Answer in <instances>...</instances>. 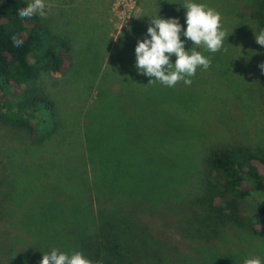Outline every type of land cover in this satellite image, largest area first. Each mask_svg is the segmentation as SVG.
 <instances>
[{"label":"trees","instance_id":"1","mask_svg":"<svg viewBox=\"0 0 264 264\" xmlns=\"http://www.w3.org/2000/svg\"><path fill=\"white\" fill-rule=\"evenodd\" d=\"M29 2L0 0V126L18 132L21 137L13 145H6L4 156L8 159L3 166L9 168L2 166L0 169L12 176L16 167L23 168L24 173L16 176L13 188L21 191L17 203L24 199L27 202L15 204V209L9 211L12 216L27 219L17 226L23 229L22 225L26 223L32 229L36 220H40L30 202L31 197H38L35 191L38 185L32 187L30 182L38 179L40 185L41 180L49 177L47 180L58 188L65 200L63 202L58 194L51 198H57L59 204H67L66 209L71 215L66 226L71 227L67 233L72 238L73 250L82 251L97 264H169L172 230H178L188 241H201L206 247L213 248L212 264H230L231 259L213 245L214 241H226L225 236L231 230L242 239L237 247L241 249L239 251L249 255L255 253L264 259V151L248 145L205 147L204 142L208 138L206 131H210L208 113L228 106L230 101L225 95L240 88L239 81L235 83L239 85L226 88L228 77L244 75L247 67H240V72L233 65L243 62L251 48L245 46L247 51L245 48L239 50L236 58L233 47L225 38L223 49L214 54L203 47L197 48L203 55L210 56L212 63L207 70L198 68L190 86L179 82L174 87H166L159 81L150 82L153 78L140 73L135 66L138 41L150 38L147 29L152 17L158 15L164 19L178 18L186 29L187 9L184 13H175V10L183 9L185 0H146L141 17L133 20L130 30L123 32L117 40L119 45L110 61L114 66L95 78L96 94L85 109L86 121L80 123L72 119L66 124L56 98L58 90L46 89L42 78L46 73L65 75L73 69L74 43L70 37L57 33L47 18L39 15L19 17L18 9ZM216 2L217 6L224 5L222 11L226 14L232 13L235 5L239 7V3ZM211 3L204 4L215 7ZM226 18L230 26L222 23L225 31L237 29L243 33L241 41L250 34L256 37L264 31V0H257L251 13L239 10L237 17ZM13 34L23 39L22 46L14 45ZM181 39L186 41V50L195 47L183 36V31ZM175 60L173 54L172 63ZM87 86L88 83L84 85ZM129 87L136 95L131 100L126 98L131 110L125 109L118 98L128 92ZM254 95L247 92L243 101L249 102L248 97ZM147 104L151 112L141 117ZM224 121L220 122L222 130L227 128ZM61 141L68 145H58ZM47 147L53 150V160L59 159L62 153L72 152L70 156H64L65 167L68 166L75 176H81L69 179L63 171L55 175L59 169L58 160L52 159H48L49 163L38 159L36 166L42 174L34 175L33 153L29 152L43 153ZM21 148L26 151H19L23 158L27 156L24 162L18 158L20 155L13 156L15 150ZM197 150H200V156L204 151L205 160L203 174L195 180L196 184L191 182L189 189L184 188L182 181L171 184L166 168L176 165L170 159L182 156L181 168L184 160L197 153L199 156ZM146 157L152 162L151 169L141 171L136 164L133 175L115 174L117 168H128L126 159L134 161L135 158L136 162ZM183 172L175 178L182 177ZM169 199L176 202L175 209L169 206ZM250 199L255 200L256 215L247 205ZM185 206L191 209L185 218L170 223L162 219L164 214ZM155 218L164 226L158 227L157 231ZM63 227L60 222L57 227L50 226L61 230ZM28 240L31 241L19 245L22 253L18 254L14 264H40L44 253L59 249L40 235Z\"/></svg>","mask_w":264,"mask_h":264},{"label":"rangeland","instance_id":"2","mask_svg":"<svg viewBox=\"0 0 264 264\" xmlns=\"http://www.w3.org/2000/svg\"><path fill=\"white\" fill-rule=\"evenodd\" d=\"M216 1L211 3V0H196L198 3L213 4V6H215L213 8L216 10L218 9L222 13V23L225 26L229 24L226 21V19H228L226 17H237V12L239 10L241 13H251L253 6H255V3L257 2V0H224L225 3H239V7L235 5V7L232 8V13L226 14L222 11V9L225 8L224 5L219 4L217 6ZM45 2L46 18L48 22L53 26L57 33L66 35L73 40L75 66L65 75L59 73H46L43 75L42 82L46 89L54 91L58 90L56 98L61 104L62 111L64 112L63 116L67 121L66 124H69L72 119H77L80 123L82 121L84 123L87 119L85 118V109L89 106L88 104L92 102L96 94L95 85L97 80L95 78L106 74V69L114 66V64H110V61L111 56L116 53V45H119L117 40L120 39L119 37L123 32L130 30L133 20L141 17L144 12L146 0H45ZM184 9L185 7H183L182 10H175V13L180 14L181 11L184 13ZM228 26H230V24ZM185 27L187 28V24ZM224 28L225 27H223V29ZM226 33H230V36L226 41L233 47L234 57L238 58L239 50L244 51L245 46L251 48L249 51L245 48L247 55L245 56V59L242 60L243 62H239L238 66L236 64L233 65V67H238L240 72V67L243 66L247 67V71L244 75L235 74L234 76L228 77L229 86L226 88H232L234 85H239V83L235 84L236 82H241L239 89L232 90L234 91L233 94L228 92L225 95L230 101L228 106H221L222 108L219 111L207 112L209 114L208 122L210 131H206L208 138L207 142L204 140L206 144L205 147L211 145H248L252 148H259L264 151V69L259 67L264 63V46L257 43L256 37L253 34H250L249 38H246L245 41H241L240 38H244L243 33L237 32V29L227 30ZM115 81L118 82L119 80L115 79ZM86 82L90 88L89 86L84 87V85L87 84ZM247 92L255 95L248 97L249 102L245 103L243 101L245 100L244 94L246 95ZM219 95L221 94H218L217 96ZM133 96L136 95L135 92H132L131 87L128 88V92H124L123 95L118 96L123 102L125 109L131 110L126 104V98L129 97L131 100ZM150 112L151 108L147 104L141 117H144ZM207 113L205 114V117L207 116ZM224 113L226 114L223 115ZM221 121H224L223 123L225 124L227 122V128L224 130L221 129ZM194 123H197L199 126L197 121H193V124ZM19 139H21V137L18 132L4 129L0 126V168L4 165L6 159H8L7 156H4V151H6L7 148L6 145H13V142H17ZM58 145L67 146L68 143L61 141ZM15 151L16 152L13 156L20 155L19 151L26 152L24 148ZM52 152V148L49 147H47L43 153H40L39 151H37V154L33 151L29 152L33 153L31 157L33 161L32 164L34 165V175L38 172L40 175L42 174V171L37 168L39 165L38 159H42L49 163L48 159L53 160L55 157ZM203 152L201 153V156L199 152V156L197 153V155L184 160L181 168L180 163L183 159L182 156L179 158H176L175 156V160L170 159L171 162H174L176 165L172 166L170 169L166 168V170L169 171L167 174L169 179H171L170 183L176 184L182 181L185 189L190 188L191 182L194 185L195 180L199 179L203 174V164L205 160L203 159ZM71 154L72 152L70 151L69 153H62L61 157L59 156V159L53 160L54 162L58 160L57 167L59 169L56 170L55 175L62 174L63 171L65 175H68L69 179H76L81 176H75L74 172H69L70 169H68V166L65 167L66 163H64V156H70ZM34 156L36 157L34 158ZM18 158H21L24 162L25 159H27V156L26 158H23L20 155ZM36 159L37 162L35 161ZM133 159L134 161L126 159L129 164L128 168H117L115 174L122 173L123 175L127 174L128 176L129 174L133 175L134 165L136 166V164L138 166L137 168L141 171L149 170L152 167V162L148 157L141 158L136 162L135 158ZM14 160L15 159L12 158V161ZM16 163L18 162L16 161ZM3 168H9V166H3ZM1 169L0 264H14L13 262L18 258V254L22 253L19 251V245L24 244L25 241H31L28 240L31 237H39V235L53 242L60 251L71 254V252L74 251V247L71 241L72 238L69 237L67 233L71 231V227L68 228V226H66V224L71 221V215L66 209L68 206L67 204H64V207V205L59 204L60 202L57 198H51L52 195L54 196L56 194L57 196L58 194L59 198L64 202V195L60 193L58 188H54V186L48 181L50 180L49 177L47 178L48 180L46 178L41 181L39 180L40 185L37 184L38 179L30 182V186L32 187H37L38 185V188L35 190L36 193H38V197H31L30 202L34 205V212L37 211L39 213L40 220H36V223L32 225V229L27 226L26 223L22 225L24 227L23 229L19 228L17 225L27 219H23L20 216H12L9 214V211L15 209V207H13L15 204H22L25 203V201L27 202V200L24 199L25 201L23 200V202L17 203L20 201L18 196L21 194V191L13 188L16 176L20 173H24L21 171L23 168L16 167L12 176L7 175V173ZM129 169L132 171L129 172ZM181 171L185 172H183L184 175L175 178ZM130 179L132 180V178ZM51 189L54 190L51 191ZM168 204L175 209L176 202L174 200L169 199ZM247 205L250 211L256 215L255 200H248ZM188 206H185L183 209L179 207L177 211L168 215L164 214L162 219L165 218L169 223L171 221L177 222L176 220L179 218L181 220L188 216L191 211L189 208L190 206ZM177 213H180V215L178 216ZM59 222L61 226L64 225L62 228L63 230L50 228L51 225L57 227ZM161 226V220H156L155 218V230L157 231V228ZM170 229L171 228L167 231L169 232ZM234 235H236V237H233ZM169 238V246L171 247V250L169 251H171V253L168 252V256L172 260L169 261V264H212L211 256L214 252L213 248L209 246L206 247L201 241H188L178 230H172L169 234ZM203 240L212 242L211 239L206 240L203 238ZM225 240L226 241H223L222 243L214 241L215 244L213 247L225 253L231 259L229 262L230 264H244L245 259L259 257L258 255H255V253L251 252L253 255H249L247 252L239 251L241 249L238 250L237 247L241 244L242 239L237 236L235 230H231L225 236ZM176 246H179V248H176ZM231 247L237 249L234 250ZM261 259L264 261L263 258Z\"/></svg>","mask_w":264,"mask_h":264},{"label":"clouds","instance_id":"3","mask_svg":"<svg viewBox=\"0 0 264 264\" xmlns=\"http://www.w3.org/2000/svg\"><path fill=\"white\" fill-rule=\"evenodd\" d=\"M183 7L187 9L186 24L184 29L178 18H160L159 15L152 17L151 24L147 29L150 38L138 41L135 49L137 70L153 80L159 81L166 87H174L183 82L191 85L192 77L198 68L207 70L212 63L210 56H205L197 48L203 47L210 53H216L223 49L224 40L228 34L223 29L222 13L216 9L196 0H185ZM45 0H31L26 7L18 9L21 18H32L39 15L46 18ZM191 40L195 47L186 50L184 39ZM14 45H23V39L18 34L11 37ZM256 41L264 46V31L256 34ZM176 56L172 63L171 56ZM264 69V63L259 66ZM40 264H97L89 259L82 251L68 252L53 248L44 253ZM244 264H264L260 257L245 259Z\"/></svg>","mask_w":264,"mask_h":264}]
</instances>
